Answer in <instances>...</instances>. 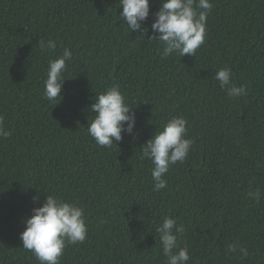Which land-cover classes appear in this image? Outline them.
Returning <instances> with one entry per match:
<instances>
[{
	"label": "trees",
	"instance_id": "obj_1",
	"mask_svg": "<svg viewBox=\"0 0 264 264\" xmlns=\"http://www.w3.org/2000/svg\"><path fill=\"white\" fill-rule=\"evenodd\" d=\"M210 3L196 56L163 57L150 39L162 0H150L144 34L122 20L119 0H0V118L10 133L0 137V264H40L20 233L49 194L81 206L88 228L59 264H167L156 232L165 217L183 226L187 264H264V0ZM65 48L62 97L49 102L48 63ZM221 68L246 95H227ZM113 85L136 125L102 147L87 132L89 109ZM175 116L191 148L154 191L141 147ZM257 189L258 201L248 196ZM232 243L248 255L230 253Z\"/></svg>",
	"mask_w": 264,
	"mask_h": 264
},
{
	"label": "clouds",
	"instance_id": "obj_2",
	"mask_svg": "<svg viewBox=\"0 0 264 264\" xmlns=\"http://www.w3.org/2000/svg\"><path fill=\"white\" fill-rule=\"evenodd\" d=\"M119 3L123 7L119 15L131 32L144 34L147 28L143 23L150 15V0H119ZM212 7L210 0H162L161 7L154 13L156 18L151 25L154 35L150 39L162 43L163 57L173 53H178L181 57L196 56L197 49L205 41L207 15ZM39 46L42 51H52L56 48V42L52 39H40ZM72 56V51L65 48L62 55L49 60L47 78L44 81V97L49 102L62 97L66 80L63 73L66 71V61H70ZM215 80L230 97L247 94L245 86L232 83L230 68L219 69L215 73ZM132 109L126 103L119 85L96 94L89 109L94 115L87 125L88 134L102 147L118 144L124 133L134 134L136 116ZM186 124L183 117H172L141 147L142 158H148L153 164L151 174L154 191L166 188L167 180L164 175L169 166L178 161L183 162L188 155L191 141L186 138ZM9 135L0 118V137ZM248 196L258 201L259 189L250 191ZM33 199L38 201L39 196H34ZM23 223L25 229L20 233L22 247L32 251L40 264H59L66 245L84 242L88 232L84 209L51 194L47 195L42 206L32 209V214ZM183 230V226H177L176 220L171 217H165L163 223L156 228L167 264H187L190 259L187 247L178 244L177 234ZM238 250L243 256L248 255L247 249L240 247L238 243L228 245L230 253Z\"/></svg>",
	"mask_w": 264,
	"mask_h": 264
}]
</instances>
